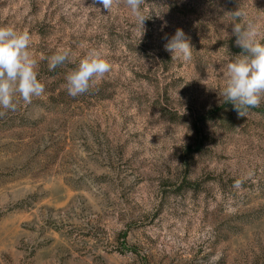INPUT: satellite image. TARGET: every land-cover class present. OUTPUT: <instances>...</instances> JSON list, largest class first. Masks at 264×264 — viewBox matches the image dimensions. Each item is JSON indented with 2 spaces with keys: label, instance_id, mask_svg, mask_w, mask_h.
I'll return each mask as SVG.
<instances>
[{
  "label": "rangeland",
  "instance_id": "1",
  "mask_svg": "<svg viewBox=\"0 0 264 264\" xmlns=\"http://www.w3.org/2000/svg\"><path fill=\"white\" fill-rule=\"evenodd\" d=\"M145 2L141 26L123 4L0 0L45 84L0 116V264H264V101L240 116L218 91L241 52L229 13L264 30V0ZM178 28L187 62L164 49ZM90 49L111 71L72 97Z\"/></svg>",
  "mask_w": 264,
  "mask_h": 264
},
{
  "label": "clouds",
  "instance_id": "2",
  "mask_svg": "<svg viewBox=\"0 0 264 264\" xmlns=\"http://www.w3.org/2000/svg\"><path fill=\"white\" fill-rule=\"evenodd\" d=\"M145 0H94L110 12L123 4L130 15L143 25L146 16L142 13ZM100 12V8L93 6ZM233 20L232 34L241 52L230 56L222 66L223 85L218 89L224 102H230L240 116L249 108L259 107L264 101V30L241 7L229 13ZM167 39L164 49L172 54V60L189 61L193 49L182 29ZM33 38L28 31L12 26H0V116L15 111L17 97L24 104L32 103L45 93V84L38 79V61L31 51ZM49 70L71 61V51L61 48L47 58ZM112 68L101 51L90 49L79 60L78 65L65 77L68 95L77 97L87 93L100 82Z\"/></svg>",
  "mask_w": 264,
  "mask_h": 264
}]
</instances>
